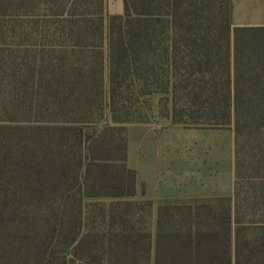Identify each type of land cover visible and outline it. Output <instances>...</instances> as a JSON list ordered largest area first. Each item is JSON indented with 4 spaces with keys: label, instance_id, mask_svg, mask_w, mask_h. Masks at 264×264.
Wrapping results in <instances>:
<instances>
[{
    "label": "trees",
    "instance_id": "16d2710c",
    "mask_svg": "<svg viewBox=\"0 0 264 264\" xmlns=\"http://www.w3.org/2000/svg\"><path fill=\"white\" fill-rule=\"evenodd\" d=\"M123 1L109 15L105 0H0V35L38 43L7 62L0 264H264V27L234 26L232 0ZM90 38L107 41L105 86L92 68L103 56L82 51ZM151 95L175 125L232 130L233 183L229 198L159 204L147 231L153 202L134 199L125 147L118 164L103 159L110 128L78 123L139 121ZM25 121L31 140L17 131ZM77 227L68 255L94 259H28L33 242L53 256L55 238Z\"/></svg>",
    "mask_w": 264,
    "mask_h": 264
},
{
    "label": "rangeland",
    "instance_id": "374dc122",
    "mask_svg": "<svg viewBox=\"0 0 264 264\" xmlns=\"http://www.w3.org/2000/svg\"><path fill=\"white\" fill-rule=\"evenodd\" d=\"M264 3L263 0H239L238 18H247L248 20L257 21L264 16V8L258 7V4ZM245 4L248 6L246 7ZM233 21V18H232ZM247 27H264V26H247ZM35 40L13 39L10 35H0V105L10 100V81L8 79V57L11 53L32 52L37 50ZM81 45H85L83 52L90 55L92 62L100 58L96 55L103 56L104 63L102 66H93L96 72L97 80L105 86L107 81V41L90 38L85 40ZM96 82V80H94ZM158 95L147 97L146 104H138V112L141 113V119L135 122L109 123L102 117H94L90 122L78 123L82 128L98 130L104 124L110 128L106 133V138H112L114 151L102 156L107 161L118 164L122 158L120 147H125L126 165L129 169L136 172V196L134 199L149 200L146 195L157 196L164 193L159 189H165L166 194L175 199L166 200L161 203H192L194 201L208 198H228L226 195L231 194L233 183V133L231 129H187L173 124L170 119L161 118L158 114ZM144 100V99H143ZM2 115V114H0ZM73 125H76L72 123ZM33 125L32 122L18 123L17 131L25 133L28 138L32 136L28 127ZM58 125V124H54ZM63 125V124H62ZM88 126V127H86ZM93 130L86 131L92 132ZM28 134V135H26ZM50 138V136H49ZM29 140H31L29 138ZM45 145L50 143L43 141ZM48 143V144H46ZM31 147V146H30ZM48 154L54 156L55 148L48 146ZM117 149V150H115ZM38 155L44 153L43 148L36 151ZM76 158H80L81 150L75 147ZM78 161H76L77 163ZM80 164V161H79ZM78 173V170H77ZM138 174V176H137ZM73 190H78V180H70ZM61 190V188H59ZM59 193V190L57 189ZM80 197L82 193H80ZM113 195L114 193H108ZM96 201L107 204L115 199L114 197L102 196L94 197ZM90 198H87V201ZM86 198L83 199L85 202ZM94 201V200H93ZM152 201V200H151ZM153 202L151 219H147L145 228L151 231V226L155 221V210L157 203ZM58 233V232H56ZM78 234V227L67 236L61 235L59 240L55 238L52 244L54 255L48 257L41 256L42 248H39L40 242L31 244V257L28 259H94L91 256L68 255V245L70 240ZM32 237V235H30ZM69 241V242H68ZM17 245V244H16ZM18 246V245H17ZM15 247L17 249L18 247ZM11 259H18L11 256ZM58 261V260H57ZM60 261V260H59ZM55 263V262H54ZM57 262L55 264H59ZM72 264V263H68ZM74 264H77L74 262ZM95 264V263H92Z\"/></svg>",
    "mask_w": 264,
    "mask_h": 264
},
{
    "label": "crops",
    "instance_id": "0c3cea01",
    "mask_svg": "<svg viewBox=\"0 0 264 264\" xmlns=\"http://www.w3.org/2000/svg\"><path fill=\"white\" fill-rule=\"evenodd\" d=\"M264 2V0H263ZM233 3V25L234 26H264V16H261L263 18L254 21V20H248L247 18H238L237 16V10H238V6L240 7L241 4H239V0H232ZM105 6H106V12L109 15H121L124 11V1L123 0H105ZM245 6L247 7L248 5L245 4ZM258 7H263L264 8V3L262 4H258ZM138 176V174H137ZM167 188V187H166ZM165 189H159L160 191H164V193H159L157 196H152V195H146L147 199L155 201V203H157V205H159L160 202L166 201V200H173L175 199V197L173 198L172 196H168L166 194L165 191H167ZM232 192V191H231ZM231 196V194H230ZM229 195H226L225 197H230ZM156 213V210H155Z\"/></svg>",
    "mask_w": 264,
    "mask_h": 264
}]
</instances>
